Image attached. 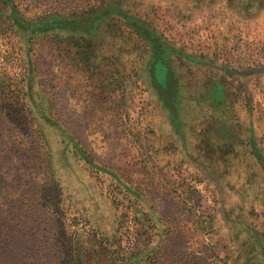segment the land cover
<instances>
[{"label": "trees", "instance_id": "obj_1", "mask_svg": "<svg viewBox=\"0 0 264 264\" xmlns=\"http://www.w3.org/2000/svg\"><path fill=\"white\" fill-rule=\"evenodd\" d=\"M164 1L168 5L158 13ZM220 1L224 35L225 28H231L224 22L225 10L239 22L257 18L264 10V0ZM190 3L195 7L215 0H0V256L6 255L2 264H27L28 254L36 262L49 254L58 264H160L158 253L172 231L135 180L94 156L57 112L41 75L37 45L42 43L59 48L69 68L87 79L101 78L97 85L106 93L116 91L110 101L117 110L126 107L137 90L141 109L134 106V96L130 100L135 113L124 109L120 117L127 136L139 142L140 153L151 156L149 148L155 142L158 151L171 146L179 150L180 144L182 154L169 176L183 186L186 200L199 194L211 203L203 209L194 205V238L205 240L200 245L204 250L219 249L208 251L213 255L206 257L194 256L192 264H264V230L244 213L253 214L255 206L238 208V197H233L238 202H228L235 183L226 179L227 192L220 186L224 182L207 175L203 166L204 176L197 173L201 179L181 169L184 158H194V148L184 136L206 98L213 107L206 120L214 122V111L221 112V123L209 133L215 137L212 141L235 151L227 125L232 122L225 83L211 79L204 99L190 93L199 81L185 85L187 68L192 73L191 67H198L205 76L217 67L211 56L216 51H191L166 33L165 16L183 22L193 10ZM235 27L234 37L241 41L245 28ZM159 70L166 72L163 82ZM148 106L163 115L165 135L150 126L144 110ZM252 139L254 159L264 171V154ZM21 144L39 161L33 178L26 174ZM236 205V211L228 207ZM222 227L231 232L229 243L219 239Z\"/></svg>", "mask_w": 264, "mask_h": 264}, {"label": "rangeland", "instance_id": "obj_2", "mask_svg": "<svg viewBox=\"0 0 264 264\" xmlns=\"http://www.w3.org/2000/svg\"><path fill=\"white\" fill-rule=\"evenodd\" d=\"M221 4L220 0L195 7L190 3V8L193 6V10L183 22L176 21L173 16H165L169 19L166 20V23H169L166 33L176 43H184L191 51L204 53L216 51V55L211 54L214 57L212 65L218 68L213 67L205 76L198 67L192 66L191 68L195 69L192 73L191 69L187 68L188 78L185 85H192L193 82L199 81L197 87L191 89L190 93L196 98L204 99L203 95L210 92L206 90V87L211 79L225 83L228 120L232 122L228 121L227 125H231L233 137H230V140L235 150L234 152L228 150L227 145L220 141H218L220 143L216 140L212 141L215 137L209 133L215 132L221 123L219 120L221 112L218 109L214 111V122L206 120V115L213 110L212 102L206 98L203 101L204 105L199 107L195 116H192L188 136H184L185 143L188 139L189 146L194 148V158L189 161L184 158L180 164L186 175L193 178L197 173L204 176L201 169L203 166L207 175L224 182L220 186H225L226 179L233 181L235 186L229 189L230 194L227 199L230 196L231 201L228 202L232 205L233 202H238L233 197H238L242 201L237 203L238 208L248 207L250 203L254 205L256 212L248 214L244 211V213L247 219L253 220L264 230V171L261 164L254 159L256 152L252 146V138L255 137V144L260 145L261 152L264 154V10L257 18H247L245 21L241 19L240 22L236 19V15L225 10L224 22L231 28H225L224 35L221 33L223 20L219 21L218 15L223 10L220 7ZM165 5H168L166 1L157 6L158 13L164 12ZM164 15L169 14L167 12ZM236 25L245 28L241 41H236L234 37ZM37 46L40 47L38 51L42 79L45 81L48 92L55 99L57 112L62 119L80 136L94 156L100 161L113 164L123 176L135 180L156 209L171 223L172 231L158 253L161 258L160 264H192L196 256L200 258L213 255L212 252L219 253V249H212L211 246L204 250L200 245L205 240L199 243L194 238L196 230L193 221L197 211L194 205H201L203 209L211 203L205 196L199 194L193 199L186 200L182 191L183 186L172 182L177 179L169 176L171 174L168 170H174L173 167L182 154L179 153L180 144L177 146L179 150H174L171 146L158 151L159 144L155 142L150 145L151 156H149L148 152H145V155L140 153L139 142L134 144L127 136L126 125L120 115L124 109L135 113L130 100L134 96V106L137 107V111L141 109L139 105L141 102L136 99L139 96L137 90L131 93V96L126 93L124 99L130 96L126 107L123 105V109L117 110L111 107L110 101L111 96H115L117 92L106 93L98 87L97 84L102 83L101 78L95 79L91 76L87 79L80 70L74 71L69 68L59 48H55L54 45L53 48L45 43ZM245 57L248 58L246 61ZM257 57L261 58L260 62H254L253 58ZM246 62L249 66L245 65ZM226 66H231L233 70L225 71ZM157 75L162 82L166 80L165 71L159 70ZM201 78L203 79L200 80ZM148 107L149 109L144 110L148 111L150 126L158 135L164 134L162 131L165 127L160 125L164 122L163 115L156 109ZM149 143L150 140L148 143L145 142V145ZM21 149L26 174L30 173L33 178L39 171V161L33 158L30 152L23 150V144ZM163 170H167L168 173ZM198 177L201 179L200 176ZM224 188L228 192V187ZM227 192L224 193L225 196ZM201 193L206 195V192L201 191ZM237 205L228 207L236 211ZM27 230L29 233L32 231L29 227ZM219 232L221 233L220 241L229 243L231 232L223 227ZM28 238L31 240L32 236L29 235ZM211 250L212 252L208 253ZM27 256L25 257L27 264H58L56 260L49 259V254L43 256L38 262ZM4 258L6 255L0 256V264Z\"/></svg>", "mask_w": 264, "mask_h": 264}]
</instances>
